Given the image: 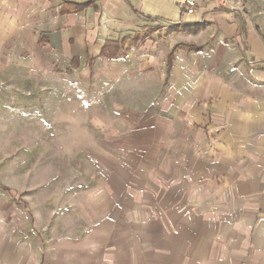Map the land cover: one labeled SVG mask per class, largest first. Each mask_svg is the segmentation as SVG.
Here are the masks:
<instances>
[{
  "label": "rangeland",
  "instance_id": "rangeland-1",
  "mask_svg": "<svg viewBox=\"0 0 264 264\" xmlns=\"http://www.w3.org/2000/svg\"><path fill=\"white\" fill-rule=\"evenodd\" d=\"M257 4L264 14V1ZM189 45L204 47L177 51L188 54ZM86 71L28 77L0 66L1 240L5 250L15 245L20 255L27 244L29 253L11 262L107 264L125 242L131 260L151 257L168 225L220 201L200 195L201 180L186 181V158L201 148L186 154L181 133L200 142L207 112L177 115L166 67Z\"/></svg>",
  "mask_w": 264,
  "mask_h": 264
},
{
  "label": "crops",
  "instance_id": "crops-1",
  "mask_svg": "<svg viewBox=\"0 0 264 264\" xmlns=\"http://www.w3.org/2000/svg\"><path fill=\"white\" fill-rule=\"evenodd\" d=\"M259 1L264 0H242L243 7L231 11L211 4L185 15L176 0H0V66L16 67L28 77L55 69L71 75L80 67L90 75L166 67L177 115L188 119L207 112L200 142L190 143L188 133H181L186 154L201 148L194 158L188 154L192 178L185 176L187 182L201 180L200 195L219 197V203L194 207L184 213L188 219L168 225L167 243H154L151 257L138 252L131 260L125 242L121 256L107 264H264V14ZM198 35L202 40L195 39ZM209 35L214 39L207 40ZM137 37L142 39L136 42ZM109 41L120 44L116 58L101 54ZM198 41L204 46L200 50L189 45L188 54L177 51L180 44ZM165 52L173 54L171 67L168 58L160 61ZM203 57L205 63L193 62ZM96 62L109 68L98 70ZM205 99L206 106L200 104ZM1 237L0 230V264L29 256L27 244L18 255L15 245L5 250Z\"/></svg>",
  "mask_w": 264,
  "mask_h": 264
},
{
  "label": "built area",
  "instance_id": "built-area-1",
  "mask_svg": "<svg viewBox=\"0 0 264 264\" xmlns=\"http://www.w3.org/2000/svg\"><path fill=\"white\" fill-rule=\"evenodd\" d=\"M181 12L185 15L196 13L201 7L223 8L229 11L243 7L242 0H176Z\"/></svg>",
  "mask_w": 264,
  "mask_h": 264
},
{
  "label": "trees",
  "instance_id": "trees-1",
  "mask_svg": "<svg viewBox=\"0 0 264 264\" xmlns=\"http://www.w3.org/2000/svg\"><path fill=\"white\" fill-rule=\"evenodd\" d=\"M86 6L85 5H77L76 9H80V8H84ZM142 38H134V40L136 42L140 41ZM121 50L120 44L118 41H109L107 42L104 46H103V50L101 52V54L107 58H116L119 54V51ZM196 50H200V47H197ZM172 57L173 54L170 53L168 56V60H169V67H171V63H172ZM92 58L89 59V63L92 64ZM2 188H4L5 190L9 191V188L5 185L1 186Z\"/></svg>",
  "mask_w": 264,
  "mask_h": 264
}]
</instances>
